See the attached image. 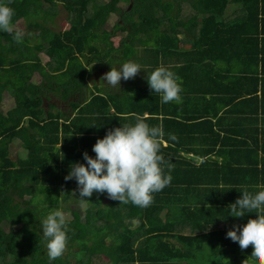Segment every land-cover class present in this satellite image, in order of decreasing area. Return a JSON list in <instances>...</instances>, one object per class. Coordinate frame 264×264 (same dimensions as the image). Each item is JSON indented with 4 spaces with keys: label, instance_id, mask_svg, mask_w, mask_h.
Returning a JSON list of instances; mask_svg holds the SVG:
<instances>
[{
    "label": "trees",
    "instance_id": "1",
    "mask_svg": "<svg viewBox=\"0 0 264 264\" xmlns=\"http://www.w3.org/2000/svg\"><path fill=\"white\" fill-rule=\"evenodd\" d=\"M0 3L14 8L15 25L26 24L19 44L0 31V264H50L43 221L54 210L71 211L66 251L76 247V264L101 256L102 264H258L252 246L241 250L226 238L233 228L221 226L256 219L254 211L234 218L228 206L245 188L264 190V0ZM57 3L69 24L58 31L45 9ZM183 35L187 50L179 49ZM117 54L141 65L120 88L93 78L94 70L119 69L124 63H106ZM160 66L182 81V103L162 104L150 90L146 79ZM5 93L12 105L3 112ZM136 115L163 129L170 185L146 208L94 193L82 219L69 207L81 204L77 183L64 177L73 164L86 166L83 153L95 158L97 139L134 125ZM14 141L24 158L13 159ZM62 258L51 264H67Z\"/></svg>",
    "mask_w": 264,
    "mask_h": 264
},
{
    "label": "clouds",
    "instance_id": "2",
    "mask_svg": "<svg viewBox=\"0 0 264 264\" xmlns=\"http://www.w3.org/2000/svg\"><path fill=\"white\" fill-rule=\"evenodd\" d=\"M14 16V8L0 3V31L13 34L14 41L19 44L25 34L13 23ZM140 72L141 65L129 61L119 69L111 68L101 80L120 88L122 79H133ZM146 80L150 90L160 95L162 104L182 103V81L174 72L160 66ZM135 120L134 125L114 128L103 139H97L92 148L95 158L83 153L86 166L75 163L64 177L65 181L75 179L81 204L88 203L86 198H91L94 193H107L109 199L146 208L154 202V193L170 185L172 176L165 172V166L171 169L172 165L160 154L164 136L162 127L150 126L141 115H136ZM259 187L264 189V185ZM73 194L76 195L75 192ZM228 207L230 216L234 218L243 217L246 211L256 213V219H249L242 227L233 225L226 238L237 242L241 250L251 245L253 250L249 259L264 264V190L252 193L245 188L240 198ZM68 231L62 210L52 211L43 221V237L47 241L50 264L66 251ZM225 262L229 264L226 259ZM242 264H248V259Z\"/></svg>",
    "mask_w": 264,
    "mask_h": 264
},
{
    "label": "rangeland",
    "instance_id": "3",
    "mask_svg": "<svg viewBox=\"0 0 264 264\" xmlns=\"http://www.w3.org/2000/svg\"><path fill=\"white\" fill-rule=\"evenodd\" d=\"M45 9H46V11H48L49 14H51V16L53 18V24L54 25L49 24L50 27H52L56 31L67 29L69 27L68 20H67V13L65 12V10L63 9V7H62V5L60 3H57L56 5H50V4H48V6L45 5ZM183 11L184 12H182V16L179 18V21H184V19L186 17L185 8L183 9ZM117 20H118V17L116 15L111 16L109 18L106 26H105L106 29L110 30L111 27L113 26V24ZM16 26H17V28L19 30H23L25 28L26 24L24 23V21L19 20L17 22ZM127 30H128L127 32H133V27L128 26ZM120 39H121L120 35L117 36V37L112 38V42H113L115 47H117L119 45ZM189 40L190 39L186 35H183L182 40L179 43V47H180L179 49L180 50L189 49V44H190ZM127 45H129V44H127ZM135 50L137 51V48ZM122 56H123V54L121 55V57L117 54V56H115V60H112L114 62L110 61V62H106V63H118V65H120L121 63H126L127 59H124V56L123 57ZM116 57H118V59ZM40 58H41L40 61H42V64L45 65L46 64L45 62L48 60V58L43 56V55H41ZM106 73H107L106 69L105 70H99L97 72H95V70H94L95 76L93 75V78L97 79L98 82H100L101 81V77L100 76H103ZM101 83H103V80H102ZM59 93L61 94V91ZM11 105H12V101L9 98V96L7 95V93H5L4 94V99H3L2 105H1L2 111L6 112V110H8ZM11 151H12L11 153H12V156H13L14 160L24 158L25 154H26V152L19 146L17 141H14V143L12 144ZM106 201H107V199H106ZM69 207L72 210L78 209L80 211L82 219H84L83 217H84V208L85 207H84L83 204L75 205L73 203H70ZM68 216H71V211H67L65 213L66 219L68 218ZM220 226L221 225L218 226L219 229H220ZM19 227L20 226H15L14 229H18ZM228 227H233V225H228ZM78 254L79 253L76 252V247L72 248L71 250L65 251L64 254L62 255V257H63L62 261L66 262L67 264H76V261H78L79 259H82V255H78ZM72 256H74V258ZM97 259L98 260L94 259L93 264H102V262L103 263L106 262V261H102V256L97 258Z\"/></svg>",
    "mask_w": 264,
    "mask_h": 264
},
{
    "label": "flooded vegetation",
    "instance_id": "4",
    "mask_svg": "<svg viewBox=\"0 0 264 264\" xmlns=\"http://www.w3.org/2000/svg\"><path fill=\"white\" fill-rule=\"evenodd\" d=\"M50 101L52 102V103H54V105H56V106H61V108H65V107H68V106H66V104L65 103H62L60 100H56V99H54V98H50Z\"/></svg>",
    "mask_w": 264,
    "mask_h": 264
},
{
    "label": "water",
    "instance_id": "5",
    "mask_svg": "<svg viewBox=\"0 0 264 264\" xmlns=\"http://www.w3.org/2000/svg\"><path fill=\"white\" fill-rule=\"evenodd\" d=\"M49 102H51V101H49ZM53 104H54V103H53ZM42 106H43V108H44V111L47 112V110H48V106H49V103H48L45 99H43Z\"/></svg>",
    "mask_w": 264,
    "mask_h": 264
},
{
    "label": "crops",
    "instance_id": "6",
    "mask_svg": "<svg viewBox=\"0 0 264 264\" xmlns=\"http://www.w3.org/2000/svg\"><path fill=\"white\" fill-rule=\"evenodd\" d=\"M227 226H228V225H227ZM221 228H223V229H232L233 227H228V228H226L225 225H222Z\"/></svg>",
    "mask_w": 264,
    "mask_h": 264
}]
</instances>
